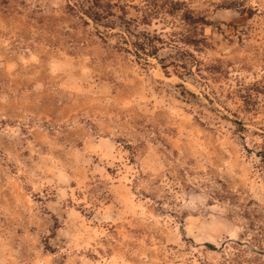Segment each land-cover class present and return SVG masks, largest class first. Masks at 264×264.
<instances>
[{"label":"rangeland","instance_id":"rangeland-1","mask_svg":"<svg viewBox=\"0 0 264 264\" xmlns=\"http://www.w3.org/2000/svg\"><path fill=\"white\" fill-rule=\"evenodd\" d=\"M182 1L206 24L128 10L198 60L163 70L68 0H0V264H222L243 232L223 185L264 208V0Z\"/></svg>","mask_w":264,"mask_h":264},{"label":"trees","instance_id":"trees-1","mask_svg":"<svg viewBox=\"0 0 264 264\" xmlns=\"http://www.w3.org/2000/svg\"><path fill=\"white\" fill-rule=\"evenodd\" d=\"M122 1L68 0L66 13L79 20L87 28H92L95 36L104 44H112L117 52L130 54L139 64L151 65V60H155L163 70H167L169 64L173 67L187 69V67L198 63L191 52L181 49L178 45L169 44L158 35L138 31L140 22L135 18L128 17V10L134 8L140 12L142 22L146 25L156 17L165 21L166 14L173 16L176 12L185 11L182 19L184 26L198 28V26L206 24L204 17H195L182 0H163L161 3L156 0H144L146 2L141 8L122 4ZM6 9L7 12H10L9 7ZM65 35L68 39L67 43L74 49L80 45L85 46L87 43L86 39L76 37L70 32H66ZM185 39V43L190 45H197L200 42L191 35ZM167 44L176 48V52L182 59L180 65L171 54L161 56L160 53ZM217 198L230 203L233 214L239 217L243 229L238 240H230L229 252H224V248L221 249L222 264H264V208L253 199H243L239 195L231 193L226 185H223L222 191L218 192ZM207 246L211 250L218 251L213 245L207 244Z\"/></svg>","mask_w":264,"mask_h":264}]
</instances>
